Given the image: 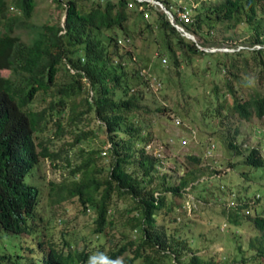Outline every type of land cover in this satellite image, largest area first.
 <instances>
[{
	"label": "trees",
	"instance_id": "1",
	"mask_svg": "<svg viewBox=\"0 0 264 264\" xmlns=\"http://www.w3.org/2000/svg\"><path fill=\"white\" fill-rule=\"evenodd\" d=\"M53 1L66 13L64 24L33 23L38 0H0V232L26 236L15 255L2 252L0 246V264H110L119 260L123 264H220L197 253L189 255L179 228L173 226L176 203L171 197L184 195L196 177L168 184L162 176V182H157L161 158L147 149L150 132L141 122L145 92L136 90L147 83L146 78L142 80L140 71L128 66L131 52L121 51L118 34L105 35L118 28L125 37L131 36L128 11L132 0ZM165 4L170 5L169 0ZM134 11L144 14L137 8ZM260 13H264V0H227L199 11L188 31L195 34L204 26L214 28L224 22L231 27L253 24ZM165 14L159 15L157 25L165 30L177 65L181 59L171 36L190 56L212 53L200 43L188 42ZM255 28L256 37L249 44L264 45ZM22 31L29 34L27 41ZM232 54L237 57L231 77L239 79L240 57L254 58L264 71V48ZM4 70L11 75L4 76ZM61 71L66 82L60 81ZM229 91L237 93L232 83ZM38 96L45 104L36 109ZM235 111L245 119L263 118L264 95L237 99ZM92 119L99 121L97 130H74ZM100 132L106 137L104 152L110 165L101 164L102 150L91 151L75 166L63 157L64 145L74 147ZM69 135H74V141L67 142ZM62 140L59 148H53ZM232 147L237 148L236 144ZM46 158L54 163L66 161L72 167L70 176L51 188L48 205L77 200L85 214H95L83 248L68 239L61 245L51 236V221L42 213L44 193L34 179ZM246 162L263 167L261 150L252 148ZM254 224L264 239V216H256ZM6 237L11 241L12 236ZM92 245L95 249L90 250ZM260 255L264 256V247Z\"/></svg>",
	"mask_w": 264,
	"mask_h": 264
},
{
	"label": "rangeland",
	"instance_id": "2",
	"mask_svg": "<svg viewBox=\"0 0 264 264\" xmlns=\"http://www.w3.org/2000/svg\"><path fill=\"white\" fill-rule=\"evenodd\" d=\"M226 1L169 0L168 6L172 7L173 13H177L180 7L188 8L194 16ZM134 9L128 11L131 14L128 21L131 36L125 37L118 28L105 35L118 34L121 51L131 52L128 66L140 71L142 80L146 78L147 83L136 90L145 92L141 122L145 131L150 132L147 149L160 154L161 158L157 182H162V176H166L168 184L196 177L184 195L171 197L176 203L173 215L177 222L173 226L179 228L189 255L197 253L220 264H264V256L260 255L264 239L254 224L256 216H264V166H250L246 162L254 147L259 148L264 156V117L253 115L245 119L235 111L237 99L246 101L252 95H264V71L254 58L240 57L237 60L241 68L237 73L239 79L230 75L233 59L237 57L232 53L254 48L249 42L256 37L255 27L264 39V13H260L253 24L241 22L237 27H231L229 22H224L214 28L204 26L199 33L190 31L195 40L181 32L188 42L200 43L205 51L212 52L202 56H190L171 36L181 59L177 65L168 48L166 32L157 25L159 15L166 12L151 10L147 18ZM165 15L170 20L169 15ZM65 19V11L53 0H38L32 22L64 24ZM189 26L186 25L187 29ZM20 35L24 41L29 39L26 31ZM228 52L231 53L226 54ZM2 74L10 76L11 71L4 70ZM59 78L61 82L68 80L62 71ZM230 83L236 94L229 91ZM44 104L38 96L34 107L42 108ZM98 128L99 121L92 119L91 123H80L74 130L91 132ZM73 136L69 135L67 142L74 141ZM64 142L57 141L53 148H59ZM105 144L106 137L100 132L74 147L64 145L61 151H64L63 157L75 166L81 164L91 151L104 152ZM102 156L101 164L110 165L108 155L104 152ZM71 168L63 160L54 163L49 158L42 159L34 179L44 193L42 213L51 221V236L61 245L68 239L83 248L86 243L83 237L90 235L95 220L94 212L85 214L77 200L48 205L51 188L68 178ZM6 233L0 232L2 252L19 253L26 236ZM8 235L12 236L11 241H7ZM92 249H95L94 245ZM5 264H13V261ZM110 264H123V261Z\"/></svg>",
	"mask_w": 264,
	"mask_h": 264
},
{
	"label": "built area",
	"instance_id": "3",
	"mask_svg": "<svg viewBox=\"0 0 264 264\" xmlns=\"http://www.w3.org/2000/svg\"><path fill=\"white\" fill-rule=\"evenodd\" d=\"M166 0H132L130 3L131 8H137L144 12V16L149 18L150 11L153 9L164 10L170 17V20L179 31L183 34H188L195 37L190 31H188L186 25L192 23L193 13L188 8L180 7L177 10V13H173L171 8L165 4ZM201 47V46H200ZM264 45L256 44L253 49H263ZM251 49V48H250ZM166 61V60H165ZM160 155V154H159Z\"/></svg>",
	"mask_w": 264,
	"mask_h": 264
},
{
	"label": "water",
	"instance_id": "4",
	"mask_svg": "<svg viewBox=\"0 0 264 264\" xmlns=\"http://www.w3.org/2000/svg\"><path fill=\"white\" fill-rule=\"evenodd\" d=\"M186 36L189 37V38H191V39H193V40H195V37H193V36H190L188 34H186Z\"/></svg>",
	"mask_w": 264,
	"mask_h": 264
}]
</instances>
